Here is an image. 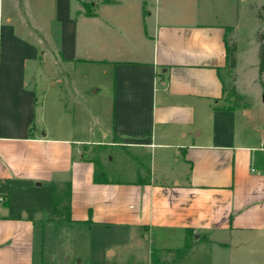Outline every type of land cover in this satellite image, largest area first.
Instances as JSON below:
<instances>
[{"label":"crops","instance_id":"crops-1","mask_svg":"<svg viewBox=\"0 0 264 264\" xmlns=\"http://www.w3.org/2000/svg\"><path fill=\"white\" fill-rule=\"evenodd\" d=\"M80 1L0 0V264H43L44 243L71 229L88 235L99 264L171 254L184 264L205 244L264 233V125L242 83L244 74L264 101L258 27L241 44L239 12L227 14L226 0H140L132 26L89 15ZM229 31L234 104L223 90ZM76 71L94 80L74 92L77 108L61 85ZM83 107L95 117L88 130ZM112 150L140 165L149 154L161 170L112 179ZM67 182L71 221L51 206ZM111 227L99 242L94 234Z\"/></svg>","mask_w":264,"mask_h":264},{"label":"rangeland","instance_id":"rangeland-1","mask_svg":"<svg viewBox=\"0 0 264 264\" xmlns=\"http://www.w3.org/2000/svg\"><path fill=\"white\" fill-rule=\"evenodd\" d=\"M90 1V0H88ZM222 3L221 0H217ZM110 6L102 5L100 0H92V6L88 5V10L98 12L102 16L113 21L115 26L133 25V20L135 15L139 13L140 0H109ZM231 3V4H230ZM264 3V0H226L223 4L225 12L227 14L238 13L240 15V25H241V44H248V38L254 29L258 27V31L264 29V20H259L256 16L258 8ZM82 8L83 11L87 10ZM147 9H151L150 4L145 6ZM140 9H142L140 7ZM227 41L231 43L234 41L232 33L229 31L227 33ZM258 43V42H257ZM87 71H76L68 72V76H63L61 78V85L67 91V101L68 104L77 108V103H75V94L77 91H89L94 87H90L93 80V76L85 77L84 73ZM224 81H225V96L230 98L228 104H234L238 99L229 96V91L232 86L233 81V71L228 68L225 69ZM246 75H242L243 86L245 89V102L248 104L249 108L253 109L255 114V120L259 126L264 125V101L262 97L257 99V91L255 85H251L249 78ZM259 81L264 84V73L259 76ZM70 91V92H69ZM93 91V90H92ZM264 94V87H263ZM92 97V95H91ZM102 98L101 94H97L95 101H99ZM74 99V101H73ZM94 101V102H95ZM93 102V101H92ZM93 102V104H95ZM97 104V103H96ZM84 105V104H83ZM93 106V105H92ZM95 109V106H94ZM82 118L80 119L77 111L76 119L82 121L83 130H88L89 127L94 125L95 117L89 114V110L85 111L84 107L82 109ZM98 115L100 113L97 112ZM95 114V115H97ZM97 153H101V149L97 148ZM118 152L111 151L109 155H114V160L105 161L106 169L108 170V175L112 179H122L129 180L136 175V170L144 171L143 167L153 168L157 172L160 171V166L158 163L151 164L149 162V154H144L142 156L141 165L138 161H133L128 159L125 155L124 158L118 157ZM89 154V153H88ZM140 165V166H138ZM146 165V166H145ZM103 172H101L102 174ZM106 176V174H105ZM55 202H57V210L62 211V207L66 204V185L61 184L55 188ZM44 219V218H43ZM108 228L103 230H98L94 235L98 236L99 242H104L110 240L116 233V229L112 228L107 231ZM74 231L69 230L64 235L60 232V237L49 238L48 241L44 243V258L43 264H99L97 255H93L95 250L92 247V255H88L89 241L86 235H78L77 238L74 237ZM196 241V240H195ZM192 244L191 240L188 241V247L184 249H189ZM100 245V244H99ZM206 246H201L197 250H194L188 257L185 258L184 264H264V233H253L244 232L239 236L231 238V245L228 248H217L211 244H205ZM98 248V245L97 247ZM95 248V249H96ZM98 249H96V252ZM176 255V254H175ZM171 260L164 259L162 261L157 260L155 257L151 259V264H176L173 258V254L170 256ZM81 260L78 262L77 260ZM38 260V259H36ZM108 260V259H106ZM113 261L110 258L107 262Z\"/></svg>","mask_w":264,"mask_h":264},{"label":"trees","instance_id":"trees-1","mask_svg":"<svg viewBox=\"0 0 264 264\" xmlns=\"http://www.w3.org/2000/svg\"><path fill=\"white\" fill-rule=\"evenodd\" d=\"M103 1L109 2V0H103ZM80 5L84 9H86L88 7V4L85 2H82V1H80ZM86 13L89 15L94 14V12L88 10V8L86 10ZM256 16L259 20H264V3L258 8ZM256 40L258 42V75L261 76L264 72V29L261 31H258V33L256 35ZM226 59H227L226 67L229 70H232L236 64V43H235V41H232L231 43L227 42ZM261 86L264 87V84L261 83ZM223 90L225 91V88ZM229 96L236 98L235 89L233 86H231V88H230ZM101 172L102 171L100 170V167H97V170H95V173H94L95 182H101V180H102L101 175H100ZM65 185H66V197H67L66 204L62 207V211H58L56 208L57 202H55V197L53 194V200H52V204H51L52 213H53L54 217L57 219H63L66 221H71L70 216H69L70 183L67 182ZM188 236H190L189 230H187V237ZM187 245H188V238L185 241V245L183 246V248H187L188 247Z\"/></svg>","mask_w":264,"mask_h":264},{"label":"water","instance_id":"water-1","mask_svg":"<svg viewBox=\"0 0 264 264\" xmlns=\"http://www.w3.org/2000/svg\"><path fill=\"white\" fill-rule=\"evenodd\" d=\"M169 260V259H168Z\"/></svg>","mask_w":264,"mask_h":264}]
</instances>
